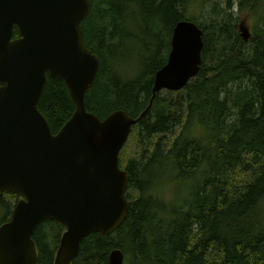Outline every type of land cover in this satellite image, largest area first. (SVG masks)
<instances>
[{
  "label": "trees",
  "instance_id": "obj_1",
  "mask_svg": "<svg viewBox=\"0 0 264 264\" xmlns=\"http://www.w3.org/2000/svg\"><path fill=\"white\" fill-rule=\"evenodd\" d=\"M91 1L83 43L100 69L86 109L101 120L119 110L143 117L133 127L139 152L120 155L127 220L111 236H88L73 264H109L115 249L126 264H264V0ZM240 16L257 22L247 42ZM183 20L204 31L200 73L179 104L159 93L151 106L155 75ZM39 110L59 133L76 110L63 81L48 76ZM10 203L0 197L2 224ZM64 232L58 221L40 226L38 264H54Z\"/></svg>",
  "mask_w": 264,
  "mask_h": 264
},
{
  "label": "water",
  "instance_id": "obj_2",
  "mask_svg": "<svg viewBox=\"0 0 264 264\" xmlns=\"http://www.w3.org/2000/svg\"><path fill=\"white\" fill-rule=\"evenodd\" d=\"M91 9V0H0V197H20L0 226V264H38L34 236L47 221L66 228L54 264H73L88 236L115 234L130 213L120 154L143 116L119 110L101 120L86 109L100 69L83 43ZM240 30L249 41L248 28ZM203 49L204 31L179 22L151 106L162 91L181 92L197 78ZM48 76L65 83L76 108L56 135L39 110ZM124 262L121 250L109 256V264Z\"/></svg>",
  "mask_w": 264,
  "mask_h": 264
},
{
  "label": "rangeland",
  "instance_id": "obj_3",
  "mask_svg": "<svg viewBox=\"0 0 264 264\" xmlns=\"http://www.w3.org/2000/svg\"><path fill=\"white\" fill-rule=\"evenodd\" d=\"M220 2H223V0L220 1ZM210 7L211 8H208L207 11L204 12L201 15L200 23H207V21H209V16H210L209 13H211L210 9H213L214 5H211ZM237 12H238V7L235 5L234 13L237 14ZM206 18L208 19L207 21H205ZM239 22H240V25H243L244 27L248 28V30H249V32H248L249 34L248 35L251 37V33H253V29L256 26L257 22L253 18H250L249 16H240ZM239 32L241 34L243 33V31L241 32L240 29H239ZM123 73H125L124 75H126V76H130L131 75V73L126 71V69H125V71ZM184 96H185V94L183 92L173 93L172 96H170L168 92H165V91L161 92V97L164 98V99H169L170 98L169 100H171L173 104H179L178 102L180 100H182V98ZM125 149H126L125 152H126L128 158H131V157L133 158V156H136V154L139 152L138 135H137V131H136L135 128L133 129L132 135H130L129 141L126 144V148ZM4 197H5V201L10 203L8 197H6V196H4ZM4 197H3V199H4ZM10 206H11V208L13 210L15 204L10 203ZM4 216H5V212L2 209V207L0 206V225L3 222Z\"/></svg>",
  "mask_w": 264,
  "mask_h": 264
},
{
  "label": "bare ground",
  "instance_id": "obj_4",
  "mask_svg": "<svg viewBox=\"0 0 264 264\" xmlns=\"http://www.w3.org/2000/svg\"><path fill=\"white\" fill-rule=\"evenodd\" d=\"M115 250H118V249H115ZM115 250H113V251H115ZM113 251H112V252H113ZM112 252H111V253H112ZM111 253H110V254H111ZM109 256H110V255H109Z\"/></svg>",
  "mask_w": 264,
  "mask_h": 264
}]
</instances>
